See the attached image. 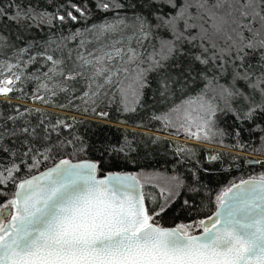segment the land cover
I'll list each match as a JSON object with an SVG mask.
<instances>
[{"label": "snow or ice", "instance_id": "snow-or-ice-1", "mask_svg": "<svg viewBox=\"0 0 264 264\" xmlns=\"http://www.w3.org/2000/svg\"><path fill=\"white\" fill-rule=\"evenodd\" d=\"M70 6L87 19V6ZM96 7L115 15L85 29L99 45L95 49L88 51L91 41L81 39L75 57L71 49L67 57L63 55L65 40L84 35L79 29L70 37L32 42L43 50L30 55L28 63L50 62L43 74L48 83H41L40 88L51 96L57 91L74 93L71 82L83 80L86 90L79 99L89 106L84 110L107 117V112H96L102 96L114 89L112 95L119 94L124 111H135L154 75L162 100L202 84L169 113L154 117L171 123L175 114L183 121L180 127L198 139L216 135L218 114L231 115L241 123L264 119V0H96ZM15 8L12 15L0 9V18L6 16L29 30L51 28L56 20L78 19L71 11L65 16L19 4ZM3 46H7L6 38L0 35ZM28 51L19 49L20 53ZM56 52L61 55L50 54ZM17 67L19 62L0 67V76ZM22 75H16V82L22 81ZM5 83L13 86H0V94L18 90L12 80L0 81ZM57 126L72 127L58 121L51 130ZM49 131L44 130L45 141ZM18 134L37 136L36 129L28 126L5 128L0 131V150L15 157L17 151L6 148L3 141ZM74 142L81 143L75 151H84L79 136L58 146ZM23 144L28 147L22 156L29 157L34 147L28 139ZM53 147L57 146L36 150L32 163L26 165L29 171L39 168L42 160L38 157L52 159ZM108 150L123 152L124 148L102 149ZM98 169V162L61 159L17 182L20 165L14 161L0 165V185L13 183L16 188L12 198L0 204V264H264V173L224 187L215 197L212 215L165 228L154 221L179 196L182 184L177 177L154 174L145 178L164 185H156L164 203L150 212L138 175L108 173L98 178Z\"/></svg>", "mask_w": 264, "mask_h": 264}, {"label": "trees", "instance_id": "trees-1", "mask_svg": "<svg viewBox=\"0 0 264 264\" xmlns=\"http://www.w3.org/2000/svg\"><path fill=\"white\" fill-rule=\"evenodd\" d=\"M23 8L31 6L38 12L47 11L58 15H67L69 11L78 19L72 21L66 19L64 23L59 20L53 22V26H42L41 28L25 29L8 20L5 16L0 18V35L6 38V45L0 47V67H6L8 63L17 64L11 73L5 71L0 76V81L5 76L13 75V82L18 89L7 95L0 94V131L19 129L25 126L35 128L36 138L18 134L17 137H6L3 144L6 148L17 151L12 157L9 152L0 150V165L8 166L13 161L20 165L16 174L17 181L52 164L61 159L70 160L91 159L98 162L97 174L108 171H132L138 169L157 170L165 173H175L182 186L179 196L176 197L168 207L167 211L155 217V223L161 226L178 225L180 222L202 219L208 216L215 208L216 195L233 181H239L245 177L255 176L264 170V163H249L246 161L245 152H251L263 156L257 161L264 162V119H257L241 123L233 116L218 114L216 127L211 139L196 138L201 142L214 144L217 147L206 146L198 141L183 140L171 137L169 129H175L177 122H173L175 114L171 116V123L154 117L163 116L170 112L174 106L181 104L188 95L195 93L202 87L196 85L187 92L177 93L174 97L161 99L156 91L155 76L150 75V87L145 88L140 105H136L135 111H124L119 94L113 97L114 89L109 90L107 95L101 97L96 106V112H107V117H101L91 110L85 111V105L79 97L86 90L85 82L77 80L71 82L74 93L57 91V95L51 94L40 88L41 83H48L44 73L48 72L50 62L38 59L28 63L29 56L42 51V48L34 47L32 42L42 44L51 36L53 39L70 37L77 29L84 33L76 39H67L63 49V55L67 57L68 50H72L75 57L81 39L91 41L87 44V50L91 51L99 45L94 37L85 32V29L93 25H99L105 20H111L115 12H103L97 9L96 0H0V9L7 15L15 13V5ZM75 4L84 8L87 6V19L81 17L70 5ZM124 13L122 12L121 15ZM128 15H131L129 12ZM20 37V38H18ZM135 47V43H133ZM147 47V45H145ZM28 48L29 51L20 53L19 49ZM83 51L84 49H79ZM60 56V52L50 53ZM27 65V66H25ZM70 70L71 65H66ZM23 73L22 81L16 82V75ZM39 76V79H32ZM10 85L9 87H12ZM49 87H52L49 83ZM42 96L45 100L34 97ZM130 107L132 105H129ZM22 114V115H20ZM15 117L8 120L7 117ZM58 121L72 125L71 128L57 126L51 130V126L57 125ZM259 126V127H258ZM45 128H49V140L45 141ZM74 136L82 138L86 146L84 151H75L81 147L80 142L72 145L58 146L61 141L73 139ZM159 138V139H157ZM25 139L36 150L43 152L46 147H53L52 159L43 161L39 168L29 171L26 165L32 163L31 155L23 157L22 153L27 151V145L23 144ZM113 146L123 147V152L102 151V149ZM184 149V151H179ZM211 151L209 158L206 151ZM75 152V154H74ZM218 156L212 160L210 157ZM25 161V163H22ZM145 194V205L151 212L158 210L163 204L160 190L150 183L143 184ZM15 185L8 183L0 185V204L12 198ZM151 194V197L148 194ZM152 197L155 198L153 202ZM188 201L185 205L184 201ZM198 231V230H197Z\"/></svg>", "mask_w": 264, "mask_h": 264}, {"label": "water", "instance_id": "water-1", "mask_svg": "<svg viewBox=\"0 0 264 264\" xmlns=\"http://www.w3.org/2000/svg\"><path fill=\"white\" fill-rule=\"evenodd\" d=\"M168 134L171 136V137H174V138H178V139H183V140H190V141H195V140H191V139H186L183 135H180V132L177 130V129H169L168 130ZM199 143H202V144H204V145H206V146H212V147H214V145L213 144H210V143H206V142H201V141H199V140H197ZM215 147H217V146H215ZM245 154L248 156L247 157V159H246V161L247 162H249L250 160L251 161H257V159L258 158H263V157H261L260 155H257V154H254V153H251V152H245ZM211 155V151H206V156H207V158H209V156ZM61 159H68V158H61ZM61 159H59V160H57V161H55V162H53L52 164H50V165H48V166H46V167H44V168H42V169H40V170H38V171H36V172H34V173H32V174H30V175H28V176H26V177H29V176H31V175H36V174H38V172H43V171H45L47 168H50V167H52L55 163H58ZM93 161V160H91V159H77V160H71L73 163H78V162H80V161ZM94 162V161H93ZM108 173H128V174H135L134 172H132V171H108V172H105V173H103V174H97V177L98 178H103L104 176H106ZM26 177H24V178H26ZM250 177H252V176H250ZM24 178H22V179H24ZM247 178H249V177H245V178H243V179H247ZM21 180V179H20ZM19 181V180H18ZM17 181V182H18ZM236 182H239V181H236ZM16 191V188L14 189V192ZM14 192H13V194H14ZM144 203H145V201H144ZM146 206V205H145ZM215 210H216V208L208 215V216H210V215H212L213 214V212H215ZM207 217V216H206ZM206 217H204V218H206ZM204 218H202V219H204ZM177 225H173V226H162V227H165V228H174V227H176ZM200 231V230H199ZM199 231H196L195 232V234H199Z\"/></svg>", "mask_w": 264, "mask_h": 264}, {"label": "rangeland", "instance_id": "rangeland-1", "mask_svg": "<svg viewBox=\"0 0 264 264\" xmlns=\"http://www.w3.org/2000/svg\"><path fill=\"white\" fill-rule=\"evenodd\" d=\"M11 76V80L13 81L14 77L13 75H9ZM3 79V78H2ZM10 85L9 84H5L4 87H9ZM100 112H103V111H100ZM173 122H177L178 125H176V128L179 132H180V135H183L186 139H191V140H195L197 141L196 137L194 136H191L189 135L184 129H182L180 127V124L183 122L182 120H178L176 119V116H174L173 118ZM192 131H196L195 127H193ZM214 145V144H213ZM216 145H214L215 147ZM258 155V154H257ZM261 156V155H260ZM263 157V156H261ZM134 173L136 175H138L141 179V182L142 184H146V183H150L152 185H154L158 190H160V187H157L156 185L157 184H160V186H164L163 185V182L162 181H159V180H153L151 182H148L146 181V177L149 176V175H154V174H161L163 176H166V177H172V176H175L177 177V175L175 173H165V172H161V171H157V170H150V169H138V170H135ZM264 173V170L263 171H259L255 174V176H259L260 174ZM178 178V177H177ZM179 179V178H178ZM163 198V197H162ZM163 203H164V200H163ZM199 219L197 220H190V221H185V222H180L179 224H189L191 223L192 221H198ZM199 231V230H198Z\"/></svg>", "mask_w": 264, "mask_h": 264}, {"label": "bare ground", "instance_id": "bare-ground-1", "mask_svg": "<svg viewBox=\"0 0 264 264\" xmlns=\"http://www.w3.org/2000/svg\"><path fill=\"white\" fill-rule=\"evenodd\" d=\"M8 80H11V76H5L1 81H8ZM6 84V83H5ZM5 84H0V86H5Z\"/></svg>", "mask_w": 264, "mask_h": 264}]
</instances>
